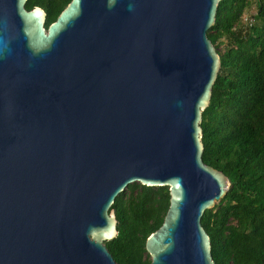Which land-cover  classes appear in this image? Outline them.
Returning <instances> with one entry per match:
<instances>
[{
	"label": "water",
	"instance_id": "95a60500",
	"mask_svg": "<svg viewBox=\"0 0 264 264\" xmlns=\"http://www.w3.org/2000/svg\"><path fill=\"white\" fill-rule=\"evenodd\" d=\"M27 1L0 0V264H117L134 183L169 188L151 264H215L201 220L230 183L201 124L223 0H71L48 27Z\"/></svg>",
	"mask_w": 264,
	"mask_h": 264
},
{
	"label": "trees",
	"instance_id": "16d2710c",
	"mask_svg": "<svg viewBox=\"0 0 264 264\" xmlns=\"http://www.w3.org/2000/svg\"><path fill=\"white\" fill-rule=\"evenodd\" d=\"M70 1L28 0L25 8H42L48 27ZM207 37L222 66L203 112V161L230 187L201 224L215 264H264V0L221 1ZM169 199V188L138 183L116 198L119 233L105 245L117 264H151L146 240L163 224Z\"/></svg>",
	"mask_w": 264,
	"mask_h": 264
},
{
	"label": "rangeland",
	"instance_id": "374dc122",
	"mask_svg": "<svg viewBox=\"0 0 264 264\" xmlns=\"http://www.w3.org/2000/svg\"><path fill=\"white\" fill-rule=\"evenodd\" d=\"M256 12H257V9H256L255 7H253L252 10H251V12H250V14H249V15H248V14L245 15L244 20H246L248 17H250V16H252V15H255ZM219 50H220V51H223V46H220V47H219Z\"/></svg>",
	"mask_w": 264,
	"mask_h": 264
}]
</instances>
